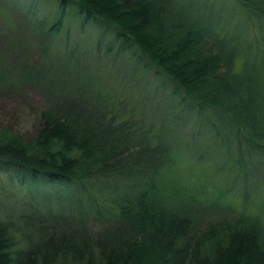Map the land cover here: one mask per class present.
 Masks as SVG:
<instances>
[{"label":"trees","instance_id":"trees-1","mask_svg":"<svg viewBox=\"0 0 264 264\" xmlns=\"http://www.w3.org/2000/svg\"><path fill=\"white\" fill-rule=\"evenodd\" d=\"M57 1L52 25L44 19L28 24L38 43L32 63L14 48L0 54V93L32 88L44 104L34 116L32 140L0 130V161L55 195L78 185L79 197L66 198L78 222L17 252L9 226L0 222V264H264V226L257 220L249 225L240 217L200 229L180 206L179 192L164 182L173 164L170 127L149 118L139 126L138 118L146 120L142 109L136 117L116 119L106 104L99 106L102 96L96 99L79 87L69 64H57L53 56L68 52L67 41L51 46L67 9L75 7L85 26L99 19L116 30L123 49L136 47L191 109H212L208 124H232L259 149H264V62L255 70L239 37H219L211 20L180 19L170 12V0ZM239 1L247 12L264 16V0ZM238 58L242 69L236 74Z\"/></svg>","mask_w":264,"mask_h":264},{"label":"rangeland","instance_id":"rangeland-1","mask_svg":"<svg viewBox=\"0 0 264 264\" xmlns=\"http://www.w3.org/2000/svg\"><path fill=\"white\" fill-rule=\"evenodd\" d=\"M58 4L57 0H0V54L14 48L22 60L32 63L38 43L28 24L44 19L52 25L58 16ZM169 10L188 22L211 20L219 29V37H239L241 52L250 54L249 62L255 70L264 62V16L247 12L239 0H170ZM83 19V15L77 17L75 7L67 9L57 43L51 49L67 41L68 52L53 57L57 64L70 65L80 88L85 86L96 99L102 96L99 106L106 104L116 119L136 117L142 109L146 120L138 118L139 126L149 118L156 123L163 120L170 127L173 164L164 182L179 192L176 197L181 200L180 206L192 213L198 227L206 229L209 223L218 226L240 217L250 221L249 225L257 220L259 226H264V149L249 142L242 132L235 133L232 124H208L206 116L214 114L212 109L201 113L191 109L136 47L123 49L124 43L113 27L99 19L85 26ZM246 46L253 49L247 50ZM238 59L233 66L236 74L242 69ZM42 108L43 98L35 89L17 94L2 91L0 130H11L32 140L36 135L34 116ZM19 171L0 161V222L9 226L13 252L29 248L51 232L59 235L68 225L73 228L78 212L70 208L66 198L76 200L82 193L77 185L63 189L68 193L55 195L54 190L32 184L27 176L22 179ZM107 208L113 211L112 206Z\"/></svg>","mask_w":264,"mask_h":264}]
</instances>
